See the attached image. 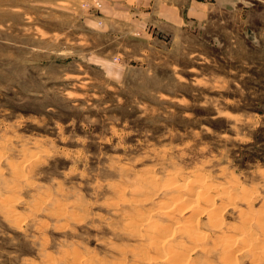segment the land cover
I'll list each match as a JSON object with an SVG mask.
<instances>
[{
  "label": "rangeland",
  "instance_id": "1",
  "mask_svg": "<svg viewBox=\"0 0 264 264\" xmlns=\"http://www.w3.org/2000/svg\"><path fill=\"white\" fill-rule=\"evenodd\" d=\"M113 1L0 0V264H264V0Z\"/></svg>",
  "mask_w": 264,
  "mask_h": 264
},
{
  "label": "crops",
  "instance_id": "2",
  "mask_svg": "<svg viewBox=\"0 0 264 264\" xmlns=\"http://www.w3.org/2000/svg\"><path fill=\"white\" fill-rule=\"evenodd\" d=\"M205 4L203 0H114L111 9L140 12L144 28L151 25L176 28L183 25L190 14L196 19L204 16ZM136 19L141 22L140 18Z\"/></svg>",
  "mask_w": 264,
  "mask_h": 264
},
{
  "label": "bare ground",
  "instance_id": "3",
  "mask_svg": "<svg viewBox=\"0 0 264 264\" xmlns=\"http://www.w3.org/2000/svg\"><path fill=\"white\" fill-rule=\"evenodd\" d=\"M195 173H196V172H195ZM199 175H200V174H199ZM201 176H202V175H201ZM184 179H185V178H184ZM186 179H187V178H186ZM188 179H189V178H188ZM190 179H191V177H190ZM200 179H201V177L199 178V180H200ZM202 179H204V176H203ZM202 179H201V180H202ZM191 180H192V179H191ZM176 181H177V180H175V182H176ZM192 181H193V180H192ZM194 181H195V180H194ZM204 181H205V180H204ZM232 181H233V180H232ZM175 182H173V183H175ZM196 182H198V181H196ZM192 183H193V182H192ZM198 183H199V182H198ZM202 183H203V182H202ZM204 183H205V182H204ZM177 184L180 185V188H181V186H183V184H182V183H178V181H177ZM181 184H182V185H181ZM186 184H187V183H186ZM189 184H190V183H189ZM206 184H207V182H206ZM206 184H205V185H206ZM210 184H211V182H210ZM202 185H203V184H202ZM207 185H208V184H207ZM212 185H213V184H212ZM233 185H234V184H233ZM237 185H238V184H237ZM177 186H178V185H177ZM185 186H186V185H185ZM195 186H196V185H195ZM199 187H201V186H199ZM203 187L205 188V186H203ZM203 187H201V188H203ZM206 187H208V186H206ZM209 187H210V186H209ZM216 187H217V186H216ZM176 188H177V187H176ZM195 188H198V186H196ZM201 188H200V189H201ZM188 189H189V187H188ZM192 189H193V188H191V191H192ZM200 189H198V190H200ZM205 189H206V188H205ZM205 189H204V190H205ZM193 190H194V189H193ZM201 190H202V189H201ZM216 190H217V189H216ZM235 190H236V189H235ZM205 191H206V190H205ZM214 191H215V190H214ZM217 191H218V190H217ZM194 192H196V191L194 190ZM199 192H200V191H199ZM199 192H196V193H199ZM201 192H202V191H201ZM223 192H224V191H223ZM202 193H203V192H202ZM202 193H201V194H202ZM204 193H205V192H204ZM227 193H228V192H227ZM227 193H226V194H227ZM233 193H235V192H233ZM188 194H189V193H188ZM201 194H199V195L201 196ZM209 194H210V193H209ZM199 195H198V197H199ZM237 195H238V194H237ZM215 196H216V195H215ZM183 197L185 198V195H184ZM205 197H206V195H205ZM223 197H224V196H223ZM174 198L177 199V197H174ZM186 198L188 199V197H186ZM202 198H203V195H202ZM219 198H220V197H219ZM240 198H241V196H240ZM242 198H243V197H242ZM242 198H241V199H242ZM176 199H175L174 201H176ZM198 199H199V198H198ZM208 199H209V198H208ZM210 199H211V198H210ZM235 199H236V198H235ZM235 199H234V200H235ZM244 199H247V198L244 197ZM177 200H179V199H177ZM174 201H173V202H174ZM184 202H185V201H184ZM241 202H242V201H241ZM176 203H177V202H176ZM192 203H193V202H192ZM214 203H215V201H214ZM243 203H244V202H243ZM238 204H239V203H238ZM166 205H168V204H166ZM173 205H174V204H173ZM186 205H187V204H186ZM228 205H229V204H228ZM176 206H177V205H176ZM189 206H190V204H189ZM211 206H212V205H211ZM213 206H214V205H213ZM172 207H173V206H172ZM178 207H179V206H178ZM235 207H236V206H235ZM213 208H217V207H213ZM221 208H222V207H221ZM163 209H164V207H163ZM163 209H162V210H163ZM170 209H171V208H170ZM206 209H207V208H206ZM171 210H173V209H171ZM219 210H220V209H219ZM165 211H167V208H166ZM165 211H164V212H165ZM179 211H180V210H179ZM214 211H215V210H214ZM216 211H218V210H216ZM167 212H168V211H167ZM167 212H166V213H167ZM169 212H170V211H169ZM172 212H173V211H172ZM211 212H212V211H211ZM211 212H210V213H211ZM245 213H247V211H246ZM151 214H152V213H151ZM164 214H165V213H164ZM171 214H172V213H171ZM173 214H174V212H173ZM212 214H213V212L211 213V215H212ZM243 214H244V213H243ZM169 215H170V214H169ZM174 215H175V214H174ZM257 215H258V214H257ZM167 216H168V215H167ZM213 216H214V215H213ZM215 216H216V215H215ZM217 216H218V215H217ZM244 216H245V214H244ZM220 219H221V218H220ZM253 219H254V218H253ZM151 221H152V220H151ZM180 221H181V220H180ZM239 221H240V220H239ZM242 221H244V220H242ZM247 221L250 222V219L247 220ZM244 222H245V221H244ZM181 223H182V221H181ZM247 223H248V222H247ZM253 223H254V222H253ZM154 224H155V223H154ZM158 224H159V223H158ZM210 224H211V223H210ZM237 224H238V223H237ZM248 224H249V223H248ZM250 224H251V223H250ZM255 224H256V223H255ZM136 225H139V224H136ZM145 225H146V224H145ZM169 225H170V224H169ZM177 225L179 226V224H177ZM181 225H182V224H181ZM187 225H188V224H187ZM189 225H190V224H189ZM193 225H196V224H193ZM193 225H192V226H193ZM211 225H212V224H211ZM241 225H242V224H241ZM243 225H244V224H243ZM256 225H258V224H256ZM151 226H153V225H151ZM151 226H150V227H151ZM154 226H155V225H154ZM157 226H158V225H157ZM159 226H162V225H159ZM163 226H165V225H163ZM174 226H175V224H174ZM174 226H173V227H174ZM185 226H186V225H185ZM213 226H214V225H213ZM245 226H247V225H245ZM251 226H252V225H251ZM148 227H149V226H148ZM148 227H147V228H148ZM150 227L148 228L149 230H150ZM175 227H176V226H175ZM175 227H174V229L172 228V230H175ZM188 227H189V226H188ZM188 227H186V228H188ZM196 227H197V226H196ZM215 227H216V226H215ZM254 227H256V226H254ZM154 228H155V227H152V230H153ZM157 228L159 229V227H156V229H157ZM162 228H164V227H162ZM180 228H181V227H180ZM218 228H219V227H218ZM243 228H244V227H243ZM245 228H246V227H245ZM256 228L258 229V227H256ZM164 229H165V228H164ZM164 229H163V230H164ZM193 229H194V227H193ZM193 229H192V231H193ZM249 230H250V229L246 230L247 233H245V234L250 235V234L248 233ZM150 231H151V230H150ZM160 231H161V230H159L157 233L160 234ZM164 231H165V230H164ZM177 231H178V230H177ZM192 231H191V232H192ZM235 231H236V230H235ZM241 231H242V230H241ZM256 231H257V230H256ZM259 231H260V230H259ZM152 232H153V231H152ZM161 232H162V231H161ZM181 232H182V231H181ZM181 232H180V233H181ZM189 232H190V231H189ZM201 232H202V231H201ZM244 232H245V231H244ZM251 232H252V230H251ZM155 233H156V232H155ZM192 233H193V232H192ZM192 233H188V235H189V234H192ZM241 233H243V231H242ZM152 234H153V233H152ZM165 234H166V233H165ZM183 234H184V233H183ZM195 234H196V233H195ZM198 234H199V230H198ZM203 234H204V233H203ZM256 234H257V233H256ZM263 234H264V233H263ZM148 235H149V231H148ZM154 235H155V234H153V237H154ZM157 235H158V234H157ZM157 235H156V236H157ZM242 235H243V234H242ZM168 236H169V235H168ZM193 236H194V235H193ZM196 236H198V235H196ZM201 236L203 237V235H201ZM206 236H207V234H206ZM206 236L204 235V237L201 238L200 235H199V238H198V239H201L202 241H204L203 239H205ZM251 236H252V235H251ZM151 237H152V235H151ZM170 237H171L170 239L172 240V238H173L174 236H173V237L170 236ZM188 237H189V236H188ZM194 237H195V236H194ZM227 237H228V236H227ZM229 237H230V236H229ZM229 237H228V238H229ZM237 237H238V236H237ZM240 237H241V236H240ZM154 238H157V237H154ZM166 238H167V237H166ZM218 238H219V239H223V238H221V237H219V236H218ZM251 238H252V237H251ZM251 238H249V239H251ZM158 239H159V238H158ZM164 239H165V237H164ZM164 239H163V240H164ZM190 239H192V238H190ZM207 239H208V237H207ZM207 239H206V240H207ZM229 239H230V238H229ZM231 239H232V237H231ZM233 239H234V238H233ZM235 239H236V238H235ZM235 239H234V241H235ZM241 239H243V237H242ZM163 240H162V242H163ZM171 240H169V241L171 242ZM192 240H195V239L193 238ZM201 240H200V241H201ZM224 240H225V239H224ZM224 240H223V241H220V240H219V241H220V242H225ZM238 240H239V239H238ZM243 240H244V239H243ZM245 240H246V239H245ZM245 240H244V241H245ZM247 240H248V239H247ZM253 240H254V239L252 238L251 241H250L249 243H251ZM156 241H157V240H156ZM156 241L154 240L153 243L155 242L156 246H158ZM198 241H199V240H198ZM198 241H196V242H198ZM202 241H201V242H202ZM214 241H215V243L218 242V241H216L215 239H214ZM227 241H228V239H227ZM227 241H226V242H227ZM167 242H168V241H167ZM167 242H166V243H167ZM173 242H174V241H172V243H173ZM226 242L223 244L224 247L227 246L228 244H230V242L228 241L229 243H227V245H226ZM245 243H247V241H245ZM198 244H199V243H198ZM202 244H203V243H202ZM216 244H218V243H216ZM221 244H222V243H221ZM253 244H254V243H253ZM161 245H162V244H161ZM164 245H165V242H164ZM171 245H172V244H170V248H173ZM200 245H201V243H200ZM200 245H199V246H200ZM168 246H169V245H168ZM183 246H184V245H183ZM201 246H202V245H201ZM216 246H217V245H216ZM219 246H220V245H219ZM253 246H254V245H253ZM159 247H160V246H159ZM184 247H185V246H184ZM195 247H196V245H195ZM202 247H203V246H202ZM221 247H222V246H221ZM221 247H220V248H221ZM246 247H247V246H246ZM217 248H219V247L217 246ZM253 248H254V247H253ZM253 248H252V249H253ZM186 249H187V248H186ZM197 249H198V248H197ZM225 249H226V248H225ZM225 249H224V251H225ZM228 249H229V248H228ZM228 249H227V250H228ZM231 249H232V248H231ZM243 249H245V247H244ZM247 249H248V248H247ZM247 249H246V250H247ZM168 250H169V249L166 250V254H168L170 251H173V255H174L176 252H177V253L179 252V251H175L176 249H174V250H173V249H172V250H169V252H168ZM220 250H222V249H220ZM220 250H219V251H220ZM240 250L242 251V249H240ZM249 250H250V249H249ZM174 251H175V252H174ZM247 251H248V250H247ZM167 252H168V253H167ZM220 252H223V250L220 251ZM220 252H219V253H220ZM227 252H228V254H226ZM227 252H226V253L224 252V253L226 254V255H225V254H224V255L228 258V257H230L229 254H230L231 251H230V252L227 251ZM163 253H164V252H163ZM231 253H232V252H231ZM233 254H234V253H233ZM177 255H178V254H177ZM179 255H180V253H179ZM181 255H182V254H181ZM230 255L232 256V254H230ZM168 256H170V255L168 254ZM222 256H223V255H222ZM159 257H160V256H159ZM163 257H164V256H163ZM166 257H167V256H166ZM171 257L173 258V256H171ZM174 257H175V256H174ZM226 257H224V258H226ZM161 258H162V256H161ZM167 258H168V257H167ZM172 258H168V259H170V261H171ZM162 259H165V257L162 258ZM222 259H223V258H222ZM230 259H231V258H230ZM160 260H161V259H160ZM173 260H174V259H173ZM175 260H176V259H175ZM179 260H180V258H179ZM164 261H165V262H164ZM164 261H163V262L166 263V261L168 262L169 260L166 259V260H164ZM161 262H162V260H161ZM163 262H162V263H163ZM171 262H172V261H171ZM173 263H174V262H173ZM170 264H172V263H170ZM175 264H176V263H175Z\"/></svg>",
  "mask_w": 264,
  "mask_h": 264
}]
</instances>
